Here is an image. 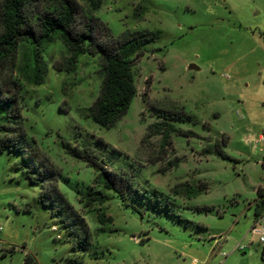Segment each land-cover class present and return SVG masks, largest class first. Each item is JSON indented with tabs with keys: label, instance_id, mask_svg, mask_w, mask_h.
Here are the masks:
<instances>
[{
	"label": "rangeland",
	"instance_id": "obj_1",
	"mask_svg": "<svg viewBox=\"0 0 264 264\" xmlns=\"http://www.w3.org/2000/svg\"><path fill=\"white\" fill-rule=\"evenodd\" d=\"M95 15L114 37L157 34L135 67L138 96L114 129L98 126L83 115L99 94L98 58L82 55L76 73L57 72L66 49L48 48L44 84L23 89L25 129L39 152L0 157V264H25L27 254L37 264H264L253 234L264 218V0H103ZM159 108L189 116L174 124L196 136L173 134L165 149L159 135L143 142ZM63 142L91 149L128 183L124 200L103 191L113 223L79 203L102 190L98 173ZM217 142L226 158L206 152ZM31 169L60 174L59 191L92 245L83 224L73 238L59 208L43 205V184L25 176ZM186 182L208 190L172 192Z\"/></svg>",
	"mask_w": 264,
	"mask_h": 264
},
{
	"label": "trees",
	"instance_id": "obj_2",
	"mask_svg": "<svg viewBox=\"0 0 264 264\" xmlns=\"http://www.w3.org/2000/svg\"><path fill=\"white\" fill-rule=\"evenodd\" d=\"M102 5L103 0H0V157L6 152L25 154L30 149L39 152L36 141L29 139L25 129L23 89L25 85L44 84L48 71L44 55L51 45L57 43L66 49V57L53 66L57 72L76 73L82 55L98 58L101 81L99 94L84 109L83 115L107 130L114 129L127 115L138 96L135 67L147 53L146 47L155 42L157 34L126 32L114 37L95 15ZM156 111L160 121L148 126V134L143 142L150 136L159 135L162 137V148L165 149L171 146L173 134L196 136L194 132L177 128L174 124L183 122L185 118L189 120V116L184 118L163 108ZM63 144L69 154L98 173L95 184L102 190L91 189L81 193L79 203L89 212L95 211L100 224L113 223V218L103 209L109 201L103 191H116L124 200L128 183L119 174L110 171L91 149L73 147L68 142ZM213 151L226 158L219 142L206 152ZM169 166L178 164L174 161ZM58 175L51 170L40 175L33 169L25 173L32 184H43L41 202L45 207L56 205L59 208L62 223L70 236L81 238L78 225L83 224L88 245H92L85 219L59 191ZM206 190L207 184H200L197 190L186 182L176 185L172 192L177 196L191 197L198 191ZM258 195L261 199L257 203L259 209L264 205V191L259 190ZM25 264L37 263L27 254Z\"/></svg>",
	"mask_w": 264,
	"mask_h": 264
},
{
	"label": "built area",
	"instance_id": "obj_3",
	"mask_svg": "<svg viewBox=\"0 0 264 264\" xmlns=\"http://www.w3.org/2000/svg\"><path fill=\"white\" fill-rule=\"evenodd\" d=\"M259 142L264 147V135L259 136ZM2 233V227H0V234ZM253 234L257 235L261 244L264 245V218L259 221L253 228ZM1 247V244H0Z\"/></svg>",
	"mask_w": 264,
	"mask_h": 264
},
{
	"label": "water",
	"instance_id": "obj_4",
	"mask_svg": "<svg viewBox=\"0 0 264 264\" xmlns=\"http://www.w3.org/2000/svg\"><path fill=\"white\" fill-rule=\"evenodd\" d=\"M192 69L194 70H198V68L196 66H192Z\"/></svg>",
	"mask_w": 264,
	"mask_h": 264
}]
</instances>
